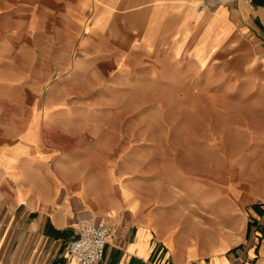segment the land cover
<instances>
[{
    "label": "crops",
    "instance_id": "crops-1",
    "mask_svg": "<svg viewBox=\"0 0 264 264\" xmlns=\"http://www.w3.org/2000/svg\"><path fill=\"white\" fill-rule=\"evenodd\" d=\"M97 1L103 9L94 18L91 33L85 34L87 42L113 7L127 3ZM81 2L86 9L92 0ZM10 3L0 0V8ZM132 15V31L115 38L123 41L121 59L115 62L122 76L119 84H172V65L186 58L185 48L199 32L190 55L202 65L226 42L243 43L249 72H259L245 80L243 87L264 115V0H135ZM173 17L179 25L175 36L171 34ZM4 53L0 50V57ZM144 67L154 76H145ZM137 72L140 76H135ZM83 73L91 77L86 66ZM11 84L9 76L0 74V103L24 105L19 118L0 112V264H78L67 243L76 236L74 225L81 219L113 223L104 255L93 264H252V243L232 253H226L231 247L226 239H219L220 248L218 239L205 244L201 224L180 209V194L172 198L159 192L162 185L169 190L170 184L165 185L157 170L148 172L138 160L135 174L125 175L123 155H109L123 154L125 146L106 144L101 138L111 135L115 116L95 120L100 123L83 118L77 124L75 113L62 111L57 107L59 100L50 98L53 93L42 97L38 90L20 84L25 91L17 97ZM80 137L91 142H77ZM210 175L217 180L216 171ZM258 184L261 191L255 199L261 201L264 168ZM232 214L234 210L229 209L227 215ZM251 216L264 225V205H254ZM259 254V264H264V239Z\"/></svg>",
    "mask_w": 264,
    "mask_h": 264
},
{
    "label": "rangeland",
    "instance_id": "rangeland-1",
    "mask_svg": "<svg viewBox=\"0 0 264 264\" xmlns=\"http://www.w3.org/2000/svg\"><path fill=\"white\" fill-rule=\"evenodd\" d=\"M96 1L85 9L81 0H10V6L0 8V50L6 52L0 57L5 60L0 74L11 78L17 97L25 91L20 84L42 97L53 93L50 98L59 100L62 111L75 113L77 124L83 118L100 123L95 120L115 116L116 126L109 128L112 136L101 138L125 146L123 154H109L123 155L125 175L135 174L138 160L148 172L157 170L165 185L170 184L169 190L162 185L159 192L172 198L180 194V209L196 217L205 244L208 239H226L231 246L226 253H232L252 243V264H259L264 225L257 224L251 208L264 205V200L255 199L264 168V115L243 87L257 72L250 73L246 66L243 43L226 42L202 65L190 55L196 32L185 48L186 58L172 65V84H119L122 76L115 62L121 59L123 41L115 38L132 31L135 0L113 7L87 42L85 34L91 33L103 9ZM176 20L173 17L172 36L178 33ZM84 66L90 68V78ZM144 69L145 76H154ZM158 75L163 77V67ZM23 106L0 103V112L19 118ZM80 140L91 142L89 137ZM213 171L217 180L211 179ZM229 209L234 210L230 217Z\"/></svg>",
    "mask_w": 264,
    "mask_h": 264
},
{
    "label": "built area",
    "instance_id": "built-area-1",
    "mask_svg": "<svg viewBox=\"0 0 264 264\" xmlns=\"http://www.w3.org/2000/svg\"><path fill=\"white\" fill-rule=\"evenodd\" d=\"M76 236L67 243V250L78 264H93L100 261L113 230L109 220L92 221L81 219L74 225Z\"/></svg>",
    "mask_w": 264,
    "mask_h": 264
}]
</instances>
